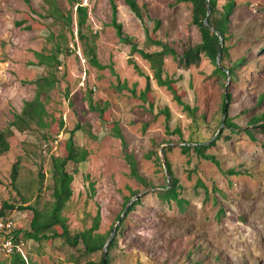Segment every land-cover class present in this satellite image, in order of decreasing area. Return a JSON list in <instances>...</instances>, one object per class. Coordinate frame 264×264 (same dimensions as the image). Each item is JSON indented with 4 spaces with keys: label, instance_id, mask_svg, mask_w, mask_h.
Segmentation results:
<instances>
[{
    "label": "rangeland",
    "instance_id": "1",
    "mask_svg": "<svg viewBox=\"0 0 264 264\" xmlns=\"http://www.w3.org/2000/svg\"><path fill=\"white\" fill-rule=\"evenodd\" d=\"M125 1L114 0L118 20L142 47L145 27L152 30L154 26L149 17L162 21L154 36L179 53L188 41H201L200 31L191 25V4L137 0L145 6L140 21ZM225 1L219 0V7ZM58 5L65 14L72 9L67 0H58ZM30 6L25 0H0V130L21 113L26 101L35 98L34 81L48 74L37 64L35 52L50 53L57 41L65 52L59 56L62 63L56 71V87L42 97L50 126L15 132L9 152L0 157V209L5 203L14 204L15 209L4 210L14 213L23 229L30 228L33 211L18 207L43 209L53 200L51 158L67 155L65 143L72 136L77 146L89 152L74 174L73 195L63 212L72 234L91 228L100 212L98 232L109 236L128 205L127 199L135 197L132 192L145 193L120 225L117 245L109 252L110 264H264V123L250 125L254 116L264 113V0H236L223 45L228 48L223 64L234 67L236 73L230 83L215 73L216 66L207 57L189 69L179 67L172 57L166 59L165 76L177 80L175 87L182 100L197 109L195 118L171 92L158 86L150 64L138 54L131 56L130 47L119 41L111 26L110 0H88V31L96 36L99 61L103 65L113 62L123 81L130 87L136 84L137 97L129 90L119 92L109 69L99 70L84 59L75 7L73 35L69 27L46 17L44 0H30ZM23 20L26 23L19 25ZM28 25L32 29H26ZM130 58L144 76L129 63ZM147 76L152 89L143 101L139 95ZM226 88L231 95L228 116L239 128L232 131L225 126L208 150L219 159V169L194 151L190 156L183 154L181 147L191 140L193 145L215 136L222 122ZM89 97L94 105L106 107L102 115L90 110ZM165 108L170 111L169 118L161 112ZM115 123L127 142V151L135 156L140 173L152 187L130 176L121 140L112 133ZM248 128L255 139L245 132ZM176 129L182 135L175 133ZM168 147L167 159L183 187L181 197L188 201L184 211L175 202L158 197L168 183L162 152ZM152 150L158 151L163 165L145 159ZM17 163L20 181L13 184ZM231 169L239 173L226 174ZM68 170L73 172L75 165L69 164ZM199 181L207 187V194ZM83 249V244L72 248L57 239L28 241L24 251L32 264L100 260L101 252L91 255ZM0 264H11L10 258L1 256Z\"/></svg>",
    "mask_w": 264,
    "mask_h": 264
},
{
    "label": "trees",
    "instance_id": "2",
    "mask_svg": "<svg viewBox=\"0 0 264 264\" xmlns=\"http://www.w3.org/2000/svg\"><path fill=\"white\" fill-rule=\"evenodd\" d=\"M46 8V17H51L54 21L63 27L67 26L71 30L72 25L74 24V7L76 12V26L78 37L82 45V53L84 59L90 66H93L99 70L109 69L112 75L116 78L115 88L119 92L124 90H129L135 97H137L136 84L133 87H130L127 81H123L119 74L114 68L113 62H110L108 65H103L99 59L96 50V36H93L89 33V8L88 6L81 5V0H67L72 6V9L69 13L65 14L58 5V0H44ZM25 2L30 6V0H25ZM130 11L135 15L140 21L144 20V7H141L137 0H126L125 1ZM180 3H188L192 6V21L191 25L196 26L201 34L200 42L188 41L183 47L182 52L179 53L174 47H172L168 42H163L161 39H158L154 34L160 29L162 21L159 19H151L149 17V22H154L152 30L148 27H145L146 41L145 47H142L139 41L126 33L123 27V24L118 20V9L114 0H110L111 4V26L115 29L116 35L119 41L130 47L131 56L138 54L143 59H145L149 64L150 68L153 71V78L156 80L158 86L165 87L173 95V99L181 106L184 110L189 113L190 116L195 118L196 108H191L186 105L182 100L181 94L175 87L177 80L169 76H165V61L168 57H172L175 62L178 63L179 67L184 69H189L192 65H199L203 57L209 58L213 64L216 66L215 73L220 74L224 79L232 81L235 76L234 67H228L223 64L225 57L228 55V48H222V55L220 59V65L217 64L216 59L218 56L220 48V39L218 35L212 31V28L221 33L224 37V42L228 40V31L231 22V16L234 13L236 0H226L225 3L219 7V0H178ZM209 13V25L205 24V19ZM42 16V15H41ZM44 17V16H42ZM26 23L25 20L19 22L21 25ZM26 29H32L30 25L25 27ZM72 34H73V30ZM74 35V34H73ZM152 47H155V50H150ZM65 52V49L61 46V43L58 41L52 47L50 53L46 51L35 52L36 58L38 60V65L45 67L48 70V74L42 76L34 81L36 85V95L33 100L26 101L24 103L21 113L16 114L14 119L9 122L7 127L0 130V157L5 155L10 150V138L15 135V132H26L34 129L44 130L50 126L47 121L48 112L46 110L45 103L42 100L44 94L49 93L56 87L58 82L56 77V71L61 65L59 56L61 53ZM72 49H68V53H72ZM129 63L134 67L137 73L141 76H144V73L140 69L139 65L132 59H129ZM238 63L237 65H239ZM223 67V68H222ZM229 71V75L227 73ZM147 84L145 89L140 93L139 98L143 101L147 100V95L151 91V81L150 77L147 76ZM231 99V95L229 94ZM107 106V104H106ZM225 106V97L223 107ZM89 107L90 110H97L102 115L106 107L94 105L93 100L89 97ZM224 109V108H223ZM166 115L167 118L170 117V111L168 108H165L161 111ZM260 122L264 123V113L254 116L250 125H257ZM226 126L231 128L234 131L239 126L233 122L227 114L225 120ZM80 129V128H77ZM169 132V130H168ZM245 132L252 138L254 134L249 128ZM113 135L121 140L124 158L129 165L130 176L134 178L138 183L145 187H152V184L140 173L138 161L135 156L128 152V145L124 139V136L121 132L120 126L118 123H115L114 130L112 129ZM175 133L182 135L180 129H176ZM219 139V138H218ZM230 139V137H226ZM191 142H185L181 147L182 153L190 156L191 152L194 153L201 159L209 161L221 169V164L219 159L208 153V150L215 146L216 142H213L211 145H205L200 142H195L191 145ZM65 149L67 151L66 156H52L51 166L53 169V184H52V201L43 209L38 206H23L20 205L18 208L21 210L30 209L33 211V218L31 220L30 228L23 229L19 226L16 231L18 234H21L28 241H54L57 239H62L65 244L72 248H78L80 244L84 245L85 254H95L101 252V257L99 261L91 260L86 264H103V247L108 239V234L99 233L101 215L100 212L97 213L93 219L92 227L79 232L77 234H72L69 230L67 224V218L63 215L64 209L67 206L73 195L72 183L74 181V174L78 172V165L86 161L89 155L87 149L77 146L73 137L71 136L65 143ZM171 148H162L163 155L165 157L166 171H167V181L168 183L163 187V190L158 192V197L167 203L175 202L181 211L185 210V205L188 203L187 200L181 197V191L183 189L180 184V180L175 176L172 169V164L167 159V152ZM145 159L154 160L157 164L163 165L161 162V157L158 154L157 150H152L145 154ZM75 165V170L70 172L68 170L69 164ZM239 172L236 170H228L226 174L228 175H237ZM20 181V169L18 163L15 164L12 171V183L19 184ZM198 186L204 188L206 194L208 189L202 181L198 182ZM132 195L136 196L137 192L133 191ZM131 198L127 199V203ZM25 201V199H24ZM141 203V200L138 199L135 201L129 209V212L135 209L137 205ZM38 205V202L36 203ZM16 206L14 204L5 203L3 209H0V216H7L10 214L6 210H13ZM223 212V211H222ZM12 214V213H11ZM120 218V217H119ZM60 227V230H59ZM120 229V227H119ZM118 229V231H119ZM117 231V233H118ZM117 236V234H116ZM116 236L108 249V259L107 264H110L109 252L117 245ZM10 258L11 264H32L28 259H25L20 253H13ZM34 264V263H33Z\"/></svg>",
    "mask_w": 264,
    "mask_h": 264
},
{
    "label": "built area",
    "instance_id": "3",
    "mask_svg": "<svg viewBox=\"0 0 264 264\" xmlns=\"http://www.w3.org/2000/svg\"><path fill=\"white\" fill-rule=\"evenodd\" d=\"M81 5L87 6L88 0H81ZM18 228L17 216L14 213L0 216V257L20 253L27 259L24 250L28 240L16 232Z\"/></svg>",
    "mask_w": 264,
    "mask_h": 264
},
{
    "label": "water",
    "instance_id": "4",
    "mask_svg": "<svg viewBox=\"0 0 264 264\" xmlns=\"http://www.w3.org/2000/svg\"><path fill=\"white\" fill-rule=\"evenodd\" d=\"M209 13H210V7H209L208 15H207V17L205 19V24L207 26L209 25ZM212 31L215 32L218 35L219 39H220V48H219L218 56H217V59H216L217 64L220 65V59H221V55H222V48H223V45H224V37L221 35L220 32H218L217 30H215L213 28H212ZM227 73H228V75L230 74L229 71H227ZM228 81L230 83V79L229 78H228ZM229 104H230V97H229V93H228L227 88H226V91H225V106H224V110H223V117H222V122H221L220 128L218 129L217 133L215 134V136L211 140H209V141H207L205 143H202V144L211 145L214 141L217 140V138L219 137V135L223 131L224 127L226 126L225 120H226V116L228 114ZM193 145H197V144H193ZM164 166H165V169H166V164H164ZM144 194L145 193L138 194V195H136L134 198H132L128 202L127 207L123 211L122 215L120 216V218L118 219V221L116 222V224L113 226V228H112V230L110 232V235L108 236V239H107V241H106V243H105V245L103 247V253H104L103 264H107L109 246L112 243V241L114 240V238H115V236L117 234V231H118L121 223L123 222V220L128 215L130 206L135 201H137L138 199H140Z\"/></svg>",
    "mask_w": 264,
    "mask_h": 264
}]
</instances>
